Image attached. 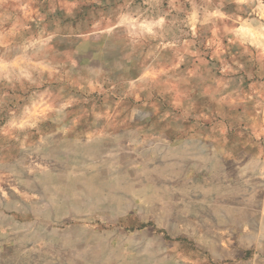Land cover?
Wrapping results in <instances>:
<instances>
[{
    "label": "rangeland",
    "instance_id": "374dc122",
    "mask_svg": "<svg viewBox=\"0 0 264 264\" xmlns=\"http://www.w3.org/2000/svg\"><path fill=\"white\" fill-rule=\"evenodd\" d=\"M0 264H264L257 0H0Z\"/></svg>",
    "mask_w": 264,
    "mask_h": 264
},
{
    "label": "crops",
    "instance_id": "0c3cea01",
    "mask_svg": "<svg viewBox=\"0 0 264 264\" xmlns=\"http://www.w3.org/2000/svg\"><path fill=\"white\" fill-rule=\"evenodd\" d=\"M250 1V0H249ZM247 5L245 4V3H240V5L239 6H237V5H235L234 6V9H236V10H247ZM234 13V12H233ZM237 17V20H238V18H240V19H244V17H242L241 15H237L236 16Z\"/></svg>",
    "mask_w": 264,
    "mask_h": 264
},
{
    "label": "built area",
    "instance_id": "2783aa9c",
    "mask_svg": "<svg viewBox=\"0 0 264 264\" xmlns=\"http://www.w3.org/2000/svg\"><path fill=\"white\" fill-rule=\"evenodd\" d=\"M257 1L261 5V7H263V9H264V0H257Z\"/></svg>",
    "mask_w": 264,
    "mask_h": 264
}]
</instances>
